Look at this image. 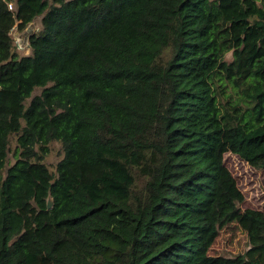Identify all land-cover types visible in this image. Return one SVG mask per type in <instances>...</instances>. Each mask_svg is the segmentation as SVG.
<instances>
[{"label":"trees","instance_id":"16d2710c","mask_svg":"<svg viewBox=\"0 0 264 264\" xmlns=\"http://www.w3.org/2000/svg\"><path fill=\"white\" fill-rule=\"evenodd\" d=\"M0 88V264H264V0H0Z\"/></svg>","mask_w":264,"mask_h":264},{"label":"rangeland","instance_id":"374dc122","mask_svg":"<svg viewBox=\"0 0 264 264\" xmlns=\"http://www.w3.org/2000/svg\"><path fill=\"white\" fill-rule=\"evenodd\" d=\"M40 20L32 23L30 28L32 31L40 29ZM18 33L19 31L16 30ZM27 31L19 32L24 35ZM14 39V37H13ZM15 43L16 40L14 39ZM17 45V44H16ZM23 49V48H22ZM29 48H24L22 54H28ZM231 56H227V60H230ZM38 90L36 94H39ZM15 146V140L12 139V148ZM52 151L45 159V163L52 172H55L56 165L59 162L61 156L60 145L55 143L51 146ZM9 160L14 161L13 153L9 155ZM225 165L231 171L235 179L237 180L239 189L245 196V201L242 204L243 210L254 209L264 212V171L256 170L248 163L241 160L238 156L228 153L225 155ZM248 249V237L247 233L236 222H233L224 227L212 245L209 254L211 256H236L244 253Z\"/></svg>","mask_w":264,"mask_h":264},{"label":"built area","instance_id":"2783aa9c","mask_svg":"<svg viewBox=\"0 0 264 264\" xmlns=\"http://www.w3.org/2000/svg\"><path fill=\"white\" fill-rule=\"evenodd\" d=\"M8 9L10 12H12V14L14 16H15L16 12L18 11L17 6L12 2L8 3ZM19 24H20V21L17 20L16 23L14 24L13 28L10 30L9 35L14 37V39L16 40V44H17L18 49L23 50L24 48L29 47V39L26 42H24L23 35L19 34V32L18 33L16 32V30H18ZM26 31H29V34H31V35L34 32L31 30L30 26L26 29Z\"/></svg>","mask_w":264,"mask_h":264},{"label":"water","instance_id":"95a60500","mask_svg":"<svg viewBox=\"0 0 264 264\" xmlns=\"http://www.w3.org/2000/svg\"><path fill=\"white\" fill-rule=\"evenodd\" d=\"M31 36V34H29V31H27L24 35H23V39H24V42H26L29 37ZM1 89V88H0ZM53 204H54V201L52 198H49L48 201H47V208L48 209H51L53 207Z\"/></svg>","mask_w":264,"mask_h":264}]
</instances>
